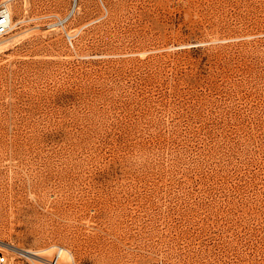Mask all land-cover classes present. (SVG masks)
<instances>
[{
  "label": "rangeland",
  "instance_id": "rangeland-1",
  "mask_svg": "<svg viewBox=\"0 0 264 264\" xmlns=\"http://www.w3.org/2000/svg\"><path fill=\"white\" fill-rule=\"evenodd\" d=\"M9 8L4 264H264V0Z\"/></svg>",
  "mask_w": 264,
  "mask_h": 264
},
{
  "label": "bare ground",
  "instance_id": "bare-ground-1",
  "mask_svg": "<svg viewBox=\"0 0 264 264\" xmlns=\"http://www.w3.org/2000/svg\"><path fill=\"white\" fill-rule=\"evenodd\" d=\"M3 4H1L0 6H4L6 8H8V10L10 11V19H11V25L10 28H12L15 25L14 19H13V14L10 7V0H5L4 2H2ZM75 9V8H74ZM74 9L71 10V12H74ZM71 14V13H70ZM14 35V34H13ZM68 35L70 37H72L73 35L68 33ZM71 39V38H70ZM6 40L8 39H0V45L3 44L4 42H6ZM3 242V241H2ZM8 247H10L13 250H17V252L21 253V254H26L28 256H30L31 258H33V260H35L36 258H42L43 260H47L48 261V256H46V254L50 253L52 251V249H57V253L59 254L60 262L62 264V262L64 261H72L75 264V259H74V254H72L71 250L69 248L66 247H59L56 244L50 245L48 247L45 248H39V249H27V248H23V247H17L11 243H5ZM4 245V244H3ZM51 254V253H50ZM49 254V255H50ZM3 255V254H2ZM5 256V255H4ZM46 256V257H45ZM6 257V256H5ZM52 258V257H51ZM50 258V259H51ZM42 262V261H40ZM47 263V262H46ZM66 263V262H65ZM4 264V263H3Z\"/></svg>",
  "mask_w": 264,
  "mask_h": 264
},
{
  "label": "built area",
  "instance_id": "built-area-1",
  "mask_svg": "<svg viewBox=\"0 0 264 264\" xmlns=\"http://www.w3.org/2000/svg\"><path fill=\"white\" fill-rule=\"evenodd\" d=\"M11 25L10 11L4 6H0V36L9 32ZM71 40V39H70ZM6 262V257L0 254V264ZM49 264H61L59 254L57 253L49 260Z\"/></svg>",
  "mask_w": 264,
  "mask_h": 264
}]
</instances>
